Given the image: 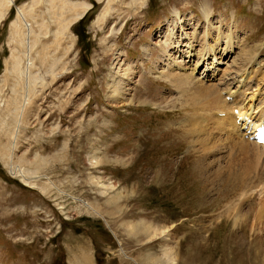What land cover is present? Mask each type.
<instances>
[{"label":"rangeland","instance_id":"obj_1","mask_svg":"<svg viewBox=\"0 0 264 264\" xmlns=\"http://www.w3.org/2000/svg\"><path fill=\"white\" fill-rule=\"evenodd\" d=\"M29 1L14 0L0 22L1 110L14 83L5 78L11 25ZM70 1L90 5L61 42L55 77L45 72L36 86L14 149L0 132V264H171L165 247L172 264H264V170L234 148L238 139L252 146L235 132L245 119L212 128L225 112L213 115L159 75L190 71L227 103L240 99L235 116L248 119V104L264 103V0H207L208 20L205 0H111L103 19L108 0ZM206 61L214 65L200 74ZM144 222L165 235L149 238Z\"/></svg>","mask_w":264,"mask_h":264},{"label":"bare ground","instance_id":"obj_2","mask_svg":"<svg viewBox=\"0 0 264 264\" xmlns=\"http://www.w3.org/2000/svg\"><path fill=\"white\" fill-rule=\"evenodd\" d=\"M110 1L111 0H108L106 2L103 8V12L101 13L102 16H100L99 18L103 19V17L108 13V10L110 9V5H109ZM13 3L14 0H0V22L2 21V19H4L5 14L8 12V10L10 9ZM42 5L45 9H47V12L45 11V13L47 14V18L41 17L42 14H40L38 8L39 6L41 8ZM89 5L90 3L83 1L71 2L70 0H30L27 3L16 6V15L11 25V32H10V41L11 43L15 44V48L13 49V51H15L16 55L11 57L9 60H7L6 62L7 68L5 73L6 74L5 78H7L9 75L11 78H13L14 83L10 86V91H11L10 97L3 99L4 104L1 103V106L2 107L4 106V108L2 110L0 109L1 111H3V114L0 115V132L3 131L2 135H6L8 144H10L11 149H14L15 147L17 134L20 129V123L23 119V116L25 115V111H26L25 109L27 108V106L31 105V102L33 101L32 100L34 95L33 93L37 92L36 86L37 85H40V87L45 86L44 85L46 82V78L44 77L45 72H49L51 73L50 75H53V78L55 77L54 71L57 65L61 64L62 61L61 56L59 57L57 56V52L61 47V42L65 39H70L69 29L71 23L77 18L81 17ZM201 9L204 17L206 18V20H208L207 18L210 14L211 8L208 5L207 0L203 1L201 5ZM46 36L50 38L47 39ZM31 37H32V41H30ZM224 39L227 41V43H225V48L222 49V53L225 52V49L231 50L232 47L229 44L230 33L226 35V38L224 36ZM19 42L22 44V47L17 48L16 44ZM209 46L211 47L208 48L207 52L205 50L206 48L205 47L204 51L202 50L203 51L202 53L212 52L211 60L214 61V63H216L218 61L215 60L216 57L214 52L215 50L214 48H212L213 47L212 45ZM67 49L68 48L63 49L62 55H64L65 52H67ZM247 53L248 52L246 51V55H249ZM201 62H204V60H202ZM205 63L207 66L203 67V70L200 72V74L205 73L208 67H209L208 69H210L214 65V63L213 65L212 64L208 65V61H206ZM167 65L169 66V63ZM176 65L181 67L180 63H176ZM167 70L169 71H164L163 69L161 72H159V75L163 79L169 80V82L173 85L176 91L180 89L181 94L190 93L191 95H194V98H196L195 96H198L199 98L196 99L201 98V101H203L205 107L210 105L212 107V110L216 108V111L218 110L225 112L226 117L224 116V118L220 120L216 118V121L219 124L212 128H215L216 130L219 129L222 131H228V128H230L233 125H236L235 122L236 116L230 113V110L233 106L232 104H234V106H236L237 104H235L233 98L232 101L230 100L231 103L230 102L227 103L225 100H223V98L219 95V89L216 87L217 86L216 84L214 85L210 83H204L203 81H200L197 78L193 77L191 72L190 71L188 72L185 69H183L182 72H176V71L174 72V70L172 69H167ZM202 76L200 75L199 77L201 78ZM263 79H264V74H262V76L258 78L257 82H260ZM4 81H5L4 79L3 80L1 79L2 84L0 85V94L2 93L3 86L6 84L4 83ZM116 90L117 88L114 90V92ZM233 91H235L236 94V89L232 90V92ZM230 92H228V94ZM252 92L253 94H257L254 91H251V93ZM250 96H248V100H250ZM194 98L193 100H196ZM185 100L188 99L185 98ZM1 101L2 98L0 102ZM262 101L263 99H261L260 102ZM254 103L252 104L253 116L251 115L248 119H245V121L242 122V126L241 125L235 126L237 130H239L240 127L241 128L243 127V129L245 130L248 129L249 132L247 134V138L256 125L264 123V108H262V105L260 106V104H256V102ZM237 108L241 109V107H237ZM209 110L211 111V108ZM239 112L240 111H238V113ZM239 115L243 116L244 114H239ZM9 116L12 119L9 120ZM220 123H222V125ZM232 133H233L232 131L229 133L230 137H232L231 136ZM238 142L239 143H237L234 146V148L237 149L235 150L236 153L241 154V153L249 152L255 161V163L253 164V168L256 169L257 166L260 165L261 169L259 170V173H261V171L264 170V166H263L264 143H256L254 141H251L250 142L252 143L251 146L249 143H246L239 139ZM9 157L10 158L12 157V153H10ZM243 162L246 163V164L244 163L246 165V171L250 170V175L251 173H254L251 163L248 160ZM243 167L245 166L243 165ZM243 169L245 170V168ZM18 173L21 175L20 177L22 178L23 181H25L26 183L27 182L31 183L27 181L26 179L27 176H25V174H23L22 171H19ZM247 173H249V171H247ZM255 176L258 175L255 174ZM110 187H112V185L110 184L105 185V189ZM114 196L117 197L119 196V194H116ZM263 214H264V206L260 205L258 213L256 214L257 219H261V217H263ZM244 215H246V213H244ZM239 216H240L239 214L236 216L237 218L235 219V221L238 220ZM143 226L146 232L149 234V238L165 235L164 229L161 227H157L155 225L146 222L143 223ZM134 228L135 225L133 224L128 229L132 230ZM162 255H163L162 257L171 264L175 261V255L173 254V249L171 247L170 248L165 247L163 249Z\"/></svg>","mask_w":264,"mask_h":264}]
</instances>
